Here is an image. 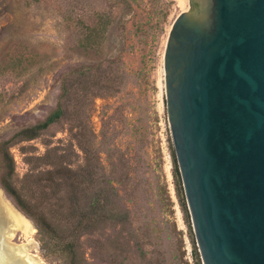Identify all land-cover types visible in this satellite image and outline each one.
<instances>
[{
	"label": "rangeland",
	"instance_id": "374dc122",
	"mask_svg": "<svg viewBox=\"0 0 264 264\" xmlns=\"http://www.w3.org/2000/svg\"><path fill=\"white\" fill-rule=\"evenodd\" d=\"M126 1L129 6L121 0H0V143L44 119L75 69L101 64L104 75L112 69L119 80L115 89L94 87L92 77L69 76L61 120L39 137L10 146L16 181L21 185L46 169L38 158L49 148L67 154L74 168L85 165L88 146L92 162L100 163V178L86 194L109 191L108 214L129 211V220L108 218L81 236L84 264H198L191 213L188 224L173 175L165 86L166 46L183 10L178 0ZM110 12L115 19L86 50L89 26L99 13ZM2 192L30 229L15 230L10 242L28 244L21 247L46 264H67L66 255ZM199 260L203 264L201 252Z\"/></svg>",
	"mask_w": 264,
	"mask_h": 264
},
{
	"label": "water",
	"instance_id": "95a60500",
	"mask_svg": "<svg viewBox=\"0 0 264 264\" xmlns=\"http://www.w3.org/2000/svg\"><path fill=\"white\" fill-rule=\"evenodd\" d=\"M189 4L170 31L164 66L195 237L203 264H264V0H194L185 22ZM0 190V247L29 248L8 241L15 227Z\"/></svg>",
	"mask_w": 264,
	"mask_h": 264
},
{
	"label": "trees",
	"instance_id": "16d2710c",
	"mask_svg": "<svg viewBox=\"0 0 264 264\" xmlns=\"http://www.w3.org/2000/svg\"><path fill=\"white\" fill-rule=\"evenodd\" d=\"M123 6H129L126 0H121ZM116 17L114 12L99 13L97 21L89 26L86 36V50L97 45L103 35L107 24ZM71 74H80L83 77H92L94 87L115 89L119 84L117 74L112 69L104 75L101 64L84 65L72 71L65 77L61 88V95L57 105L45 116L44 119L20 128L11 137L0 143V184L2 188L14 200L15 204L27 214L35 223L38 232L55 245L67 257V264H84L80 256V238L91 232L100 222L108 218L119 216L118 220L127 222L129 211L119 215L108 214L107 203L110 200V192L100 190L94 196L86 193L96 187L100 178V167L95 162V155L90 147H85L87 164L74 168L67 160V154L59 152L58 148H49L39 157L46 169L37 173H31L21 185H18L15 175V160L10 152V146L22 141H29L39 137L43 131L53 123L61 120L65 114V107L61 98L70 91L67 82ZM98 93V92H97ZM173 158V175L180 203L185 211L188 224H190V212L187 205L183 180L179 168L176 150L171 144ZM93 157V158H92ZM99 161V159H97ZM87 201L82 203L81 192ZM63 192L65 194H63ZM67 205V208H65ZM195 257L201 264L200 252L194 247Z\"/></svg>",
	"mask_w": 264,
	"mask_h": 264
},
{
	"label": "bare ground",
	"instance_id": "6f19581e",
	"mask_svg": "<svg viewBox=\"0 0 264 264\" xmlns=\"http://www.w3.org/2000/svg\"><path fill=\"white\" fill-rule=\"evenodd\" d=\"M179 6L182 8V10H189L190 8V4H189V0H178ZM194 13V0H193V4H192V9L190 11V13L188 14L185 22L190 18V16ZM2 203V202H1ZM2 205L4 206V209L6 211V213L8 214V216L12 219L13 221V225L15 227L14 230H12L8 237V241L10 242L11 237L13 236V233L15 230H17V227H22L26 229V233L29 232V230L26 228L27 224H28V219H26V217H24L21 213L19 214L17 211H15L13 205L4 202L2 203ZM25 226V227H24ZM27 235V234H26ZM4 234H0V240H2L4 238ZM21 251V252H20ZM32 258L34 260L35 264H46L45 262H43V260L40 258L39 255L37 254H32L31 256H29L27 254V250H25L23 247L19 246V248L17 250L10 251L9 249H2L0 247V264H15L12 259H14V255H21V254Z\"/></svg>",
	"mask_w": 264,
	"mask_h": 264
},
{
	"label": "flooded vegetation",
	"instance_id": "af4514ba",
	"mask_svg": "<svg viewBox=\"0 0 264 264\" xmlns=\"http://www.w3.org/2000/svg\"><path fill=\"white\" fill-rule=\"evenodd\" d=\"M183 11H185V10H183ZM183 11H182V12H183Z\"/></svg>",
	"mask_w": 264,
	"mask_h": 264
}]
</instances>
